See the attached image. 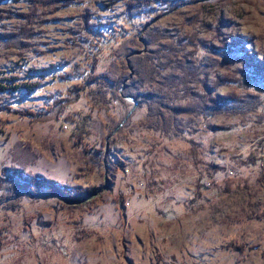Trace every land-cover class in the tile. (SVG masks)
Masks as SVG:
<instances>
[{"label": "rangeland", "instance_id": "1", "mask_svg": "<svg viewBox=\"0 0 264 264\" xmlns=\"http://www.w3.org/2000/svg\"><path fill=\"white\" fill-rule=\"evenodd\" d=\"M0 86V264H264V0H0Z\"/></svg>", "mask_w": 264, "mask_h": 264}, {"label": "trees", "instance_id": "2", "mask_svg": "<svg viewBox=\"0 0 264 264\" xmlns=\"http://www.w3.org/2000/svg\"><path fill=\"white\" fill-rule=\"evenodd\" d=\"M105 80L108 81V79L106 78ZM106 81V82H107ZM105 86H100V87H97L96 90H91L89 92V98L95 103L97 104L99 101L98 100H101V102H105L106 103H109V101H107V99L109 98L108 96H111V91L109 92L108 90H105L103 89ZM33 87L29 86V85H24L22 87H13L14 90H18V89H22L26 92H30L32 90ZM99 88V89H98ZM4 91H7V89H5L4 87L0 86V93L1 92H4ZM97 102V103H96ZM105 103V104H106ZM99 106V105H98ZM84 124V121L83 123L80 125V126H83ZM261 144V143H260ZM260 148H264V146L261 144V147ZM262 150V151H261ZM259 151V153L254 156V159H252V163L253 164H257L258 162H262L264 161V149H261ZM20 173H18L19 175ZM26 183V182H24ZM19 190V189H17ZM58 190L57 189H53L52 191H50L49 193H47V195H57L58 193ZM95 191H92L91 193H75L73 196H69V195H66V196H63L61 195L67 202H70V203H78V202H82V200L86 199V198H89L90 196H94L95 193H93ZM91 198V197H90ZM89 198V199H90ZM88 200V199H87ZM258 220V219H257Z\"/></svg>", "mask_w": 264, "mask_h": 264}, {"label": "water", "instance_id": "3", "mask_svg": "<svg viewBox=\"0 0 264 264\" xmlns=\"http://www.w3.org/2000/svg\"><path fill=\"white\" fill-rule=\"evenodd\" d=\"M135 105H136V103H135Z\"/></svg>", "mask_w": 264, "mask_h": 264}]
</instances>
